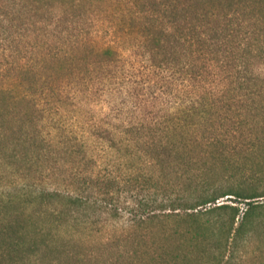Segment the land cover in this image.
<instances>
[{
	"label": "trees",
	"instance_id": "obj_1",
	"mask_svg": "<svg viewBox=\"0 0 264 264\" xmlns=\"http://www.w3.org/2000/svg\"><path fill=\"white\" fill-rule=\"evenodd\" d=\"M92 5L86 0H0V79L6 81L0 85V175L17 176L21 182L0 190V264H232L246 230L243 224L234 228L236 208L216 201L225 196L257 199L264 192H224L203 177L206 164L196 166L188 157L180 160L176 138L181 137L182 148L188 146L186 121L203 112L205 103L170 113V159L176 176L171 193L158 180V195L119 204L114 195L121 187L129 191L140 184L135 174L124 181L75 171L61 191L24 184L34 160L23 149L31 140L42 139L35 116L42 111L32 100L36 84L44 87L53 81L49 78L71 75L83 63L116 59L110 43L95 48L80 30L63 35L67 23H78ZM101 12L120 33L117 41L143 48L152 66L164 55L174 75L197 83L218 78L222 89L205 88L206 100L245 97L253 106L242 111L264 112L258 104L264 100V75L253 70L255 61H264V0H111ZM50 64L56 65V76ZM46 71V80L38 78ZM19 104L25 108L15 110ZM31 128L38 130L32 134ZM125 133L131 137L133 132ZM208 144L218 149L215 140ZM216 153L211 151L212 156ZM228 210L230 216L224 219L221 214ZM93 216L101 228L123 219L125 226L117 236L96 239ZM169 222L176 226L162 229V242L156 241L154 227ZM210 238L213 243L208 244ZM108 249H116L115 262H100L98 256Z\"/></svg>",
	"mask_w": 264,
	"mask_h": 264
},
{
	"label": "rangeland",
	"instance_id": "obj_2",
	"mask_svg": "<svg viewBox=\"0 0 264 264\" xmlns=\"http://www.w3.org/2000/svg\"><path fill=\"white\" fill-rule=\"evenodd\" d=\"M86 1H92V7H87V13L78 23L68 22L63 35L79 34L80 30L93 40L95 48L110 43L117 51L116 59L97 65L83 63L71 75L49 78L53 81L44 87L36 84L32 100L42 111L35 114L42 139L35 143L31 140L28 149H23L34 160L25 172L28 178L24 184L31 189L61 191L67 177L75 171L92 176L107 174L124 181L135 174L140 184L129 191L121 187L122 191L114 195L119 204L124 206L158 195V180L171 193L176 176L170 159V113L199 102L206 104L204 111L186 121L184 136L188 146L182 148L181 137L176 138L181 148L180 160L184 162L188 157L196 166L206 164L203 177L222 187L224 192L261 195L264 192V112L242 111L253 106L245 97L206 100L202 94L205 88L211 86L214 92L222 89L218 78L197 83L174 75L170 73V59L165 60L168 57L164 55L157 60L158 66H152L143 48L122 39L117 41L116 35L120 33L112 30L111 20L101 12L110 6L111 0ZM55 67L53 64L49 70L56 76ZM253 70L264 75V61H255ZM46 73H39L38 78H46ZM30 77L31 85L34 78ZM5 82L0 79V85ZM42 87L46 90L44 95L40 92ZM260 102L264 106V100ZM20 107L25 108V104L16 105L15 110ZM28 111L32 112L29 105ZM33 130L38 129L31 128L32 134ZM128 130L133 132L131 137L128 135L130 138L125 133ZM212 140L217 142V150L209 147ZM19 150L22 151L18 146ZM211 151L217 152L215 156ZM69 152H73L72 156ZM0 177H3L0 190L20 182L17 176ZM222 204L238 210L234 228L243 224L246 230L231 263L264 264V197L225 196L216 201V205ZM230 213L228 210L221 216L227 219ZM91 221L96 222L92 225L96 239L117 236L125 226V219L120 223L108 222L103 228L97 216ZM157 225L155 237L161 242V230L176 226L173 222ZM211 243L212 238L208 240ZM183 248L187 250L186 245ZM117 254L116 249H108L98 260L115 262ZM194 257L195 253L191 255Z\"/></svg>",
	"mask_w": 264,
	"mask_h": 264
}]
</instances>
